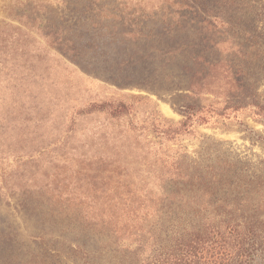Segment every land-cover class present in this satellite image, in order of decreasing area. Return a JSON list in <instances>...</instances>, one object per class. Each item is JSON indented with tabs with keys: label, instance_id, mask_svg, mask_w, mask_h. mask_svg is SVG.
I'll return each instance as SVG.
<instances>
[{
	"label": "rangeland",
	"instance_id": "374dc122",
	"mask_svg": "<svg viewBox=\"0 0 264 264\" xmlns=\"http://www.w3.org/2000/svg\"><path fill=\"white\" fill-rule=\"evenodd\" d=\"M225 3L212 5L224 20L200 27L174 0H0V264L81 262L74 213L113 231L84 242L109 261L110 245L138 230L126 218L138 197L178 167L264 159L246 138L264 135L254 107L264 105V0ZM130 28L135 40L122 35ZM194 52L214 66L199 96L173 95ZM188 102L204 107L206 125L164 135Z\"/></svg>",
	"mask_w": 264,
	"mask_h": 264
},
{
	"label": "trees",
	"instance_id": "16d2710c",
	"mask_svg": "<svg viewBox=\"0 0 264 264\" xmlns=\"http://www.w3.org/2000/svg\"><path fill=\"white\" fill-rule=\"evenodd\" d=\"M225 1V6H230L229 3L241 0ZM214 3L215 0H174L180 12L190 17L187 24L200 27L207 25L212 14L215 20L219 14L222 20L226 18V12L215 13ZM152 19L161 20L157 14ZM122 35L135 36V40L140 31L130 28ZM214 42L207 36L201 40L202 49L213 51ZM192 61L193 65L187 70L186 89L176 88L173 95L187 92L199 96L202 89L199 81L209 76L214 65L195 52ZM254 107L258 112L255 116H263L260 122L264 125V105ZM125 108L119 102L110 108V113L118 116ZM179 109L184 120L177 127L168 126L164 135L187 132L194 122L206 125L204 107L197 102H188ZM246 138L251 146L259 144L264 152V135L257 140ZM214 157L207 158V163L201 166L178 167L177 177L138 197L136 211L126 215L138 230L110 245L115 247H111L109 253L116 257L109 261H105L101 247L97 254L91 246L85 248L84 242L103 243L101 238L105 234L107 239L114 238L113 231L105 229L103 219L74 213L69 230L74 234V243H70V248L74 247L81 262L71 264H252L255 258L263 259L264 159L253 162L238 158L227 162L226 158Z\"/></svg>",
	"mask_w": 264,
	"mask_h": 264
}]
</instances>
